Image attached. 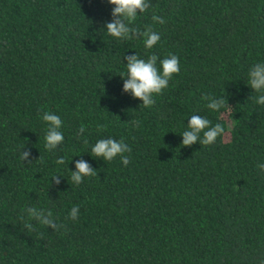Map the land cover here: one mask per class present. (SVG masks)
I'll list each match as a JSON object with an SVG mask.
<instances>
[{"label": "trees", "instance_id": "obj_1", "mask_svg": "<svg viewBox=\"0 0 264 264\" xmlns=\"http://www.w3.org/2000/svg\"><path fill=\"white\" fill-rule=\"evenodd\" d=\"M148 5L130 26H153L161 39L152 49L138 33H106L108 0H0V264L264 261V105L247 83L264 62V0ZM152 53L158 66L177 55L180 73L148 108L121 74L129 56ZM219 98L228 107L209 110ZM45 112L63 122L64 142L51 151ZM193 115L225 134L183 146ZM108 138L131 148L127 166L91 154ZM81 160L97 175L76 184Z\"/></svg>", "mask_w": 264, "mask_h": 264}, {"label": "clouds", "instance_id": "obj_2", "mask_svg": "<svg viewBox=\"0 0 264 264\" xmlns=\"http://www.w3.org/2000/svg\"><path fill=\"white\" fill-rule=\"evenodd\" d=\"M112 5H115L112 15L114 20L106 23L107 34L117 40L129 39L133 37L129 33H138L144 37L143 42L146 49H152L160 41V34L154 31L152 25H147V30L142 31L141 28L135 25V21L138 17V12L141 14L149 11L148 0H108ZM152 21L154 23H165L160 16L153 14ZM159 57L152 53L147 55L146 58L140 56H129L128 63L126 65V72L121 74L127 77L124 83V91L131 92L136 98L143 100V106L151 108L155 104V96L163 94L164 89L169 85V81L174 75L180 73V60L175 54L169 53L166 57L160 60L159 66L156 61ZM248 85L255 93L259 94L258 98H255V102L259 105H264V62L255 63L251 66L248 73ZM204 100H210V95L205 94ZM228 103L224 98L217 100H211L207 104V108L214 112H219L222 108H227ZM42 120L47 124V131L45 134V147L49 151L55 149L57 145L64 142L63 132L59 129L62 128L63 122L55 113L45 112L42 116ZM133 124L138 126L137 121H133ZM103 127V126H102ZM190 130L183 131V146H191L200 140L203 146L214 144L217 138L225 134V127L221 123H216L214 126L207 117H201L193 115L188 125ZM84 129L81 125L80 131ZM202 137V138H201ZM88 141H85L87 144ZM131 148L124 142H116L112 138L99 139L91 147V154L94 157H103L106 161H112L117 156H120L123 164L127 166L129 163V157L124 153H130ZM29 153L22 152L20 158L24 160L28 157ZM41 162L42 159L40 158ZM58 165L65 164V159L60 158L56 160ZM257 168L261 173H264V163H258ZM77 171L71 172V180L76 184H80L84 177H91L97 175L86 161H79L76 164ZM59 183V180L56 181ZM79 212V206L73 207L70 213V217L77 219V213ZM32 217L40 219L41 224L44 226L51 225L59 230L63 225L57 226L49 219H42L41 214L36 209H30ZM52 213L49 212V216ZM31 228V225H28ZM264 264V261L261 262Z\"/></svg>", "mask_w": 264, "mask_h": 264}]
</instances>
